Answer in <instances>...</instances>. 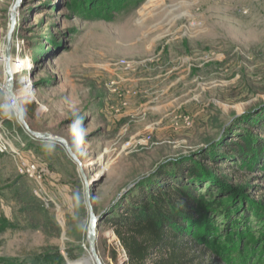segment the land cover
<instances>
[{
    "label": "rangeland",
    "instance_id": "obj_1",
    "mask_svg": "<svg viewBox=\"0 0 264 264\" xmlns=\"http://www.w3.org/2000/svg\"><path fill=\"white\" fill-rule=\"evenodd\" d=\"M15 3L0 0L6 34ZM22 10L16 36L31 63L16 90L26 94L31 129L65 139L83 166L94 210L106 215L102 262H126L113 220L193 166L201 181L220 186L210 192L204 182L200 191L213 206L211 258L264 264V134L256 136L264 125V0H23ZM0 133L21 139L13 143L19 155L0 154V264L89 258L78 164L63 146L29 136L1 90ZM238 140L250 155L233 151ZM26 163L33 174L21 173ZM24 191L43 204L37 220L52 217L59 234L27 228Z\"/></svg>",
    "mask_w": 264,
    "mask_h": 264
},
{
    "label": "trees",
    "instance_id": "obj_2",
    "mask_svg": "<svg viewBox=\"0 0 264 264\" xmlns=\"http://www.w3.org/2000/svg\"><path fill=\"white\" fill-rule=\"evenodd\" d=\"M23 19L24 10L20 23ZM32 107L28 104L29 110ZM257 132L256 136L264 134V125ZM232 145L237 153H240L237 148L242 149L244 155L252 153L251 146L244 140ZM250 167L256 170L258 165ZM199 177L203 176L196 167L191 166L187 170L179 168L173 179L142 192L132 206L113 220L112 226L125 252V264H221L211 258L209 248L211 226L206 220V213L213 206L209 204L207 208L203 195H200L204 182L210 187V192L220 190V186H213L210 180L201 181ZM18 200L19 214L27 220V228L41 230L51 236L59 234L52 217L42 222L37 220L36 207H41L40 200L28 191L21 193ZM38 260L34 258L31 263L43 264Z\"/></svg>",
    "mask_w": 264,
    "mask_h": 264
},
{
    "label": "water",
    "instance_id": "obj_3",
    "mask_svg": "<svg viewBox=\"0 0 264 264\" xmlns=\"http://www.w3.org/2000/svg\"><path fill=\"white\" fill-rule=\"evenodd\" d=\"M22 1L23 0H16V3L14 4L12 11L10 13V24L9 28L6 34V47H5V53H4V60L6 64V68L4 71L5 75V83L0 85L3 87V89L6 91L7 95L14 99L15 101V107L16 112L18 116V122L23 127L25 132L34 138L37 141L42 142H50V143H56L61 146H63L70 156V158L78 164L79 171L84 177L85 182V195H86V205L89 212V223H88V233H87V239L89 243V255L93 259L95 264H104L98 254L97 250V243H98V230H99V223L101 220L106 216L105 212H102L101 214H97L94 210V207L92 205L93 196L89 192V185L88 182L83 174V166H81L80 161L78 160L77 156L73 153L71 148L69 147V144L67 141L61 137L53 136L51 134L47 133H38L31 129L29 124L26 121V114L23 111L21 102L19 99L15 96L14 93V87H15V78L10 70V63H11V55H12V46H13V39L14 34L17 27V21L15 17V10L22 8ZM78 264H85L82 261L78 262Z\"/></svg>",
    "mask_w": 264,
    "mask_h": 264
},
{
    "label": "built area",
    "instance_id": "obj_4",
    "mask_svg": "<svg viewBox=\"0 0 264 264\" xmlns=\"http://www.w3.org/2000/svg\"><path fill=\"white\" fill-rule=\"evenodd\" d=\"M13 8V7H12ZM12 8L10 9V13L12 11ZM10 13H9V24H10ZM15 17H16V21H17V27L19 25V22L21 21V11L19 10L17 13H15ZM9 27V25H8ZM17 27H16V31L14 34V39H13V46H12V55H11V63H10V67L11 65H16L18 66V64H20V68L19 71L17 72V74H13L14 78H15V87H14V93L15 96L19 99V101L22 100V98L26 95L25 93H21V91L17 92L16 90V85H17V75H21L19 78V83L22 85H26V73L29 71V66L31 63V58L30 56L27 55L26 52H24L25 49V44L23 41H20L19 38L16 36L17 34ZM17 37V38H15ZM5 47H6V31L4 28H2L0 26V63H1V69L3 71V75H4V71L6 68V64H5V60H4V53H5ZM28 60V63L24 64V61ZM18 68V67H17ZM11 70V68H10ZM24 74V75H23ZM22 79V80H21ZM25 79V81L23 80ZM1 84L5 83V75H4V80L3 82H0ZM0 90L4 93L7 103L9 104V106L11 107L12 111L14 112V115L17 116V112H16V107H15V101L14 99L10 98L6 91L3 89V87L0 85ZM28 93V92H27ZM17 138H19L20 142L21 139L19 136H17ZM17 138H13L11 134L9 135H3L0 133V154H9V153H13V154H18L19 155V150L13 145V143L15 142V140ZM18 142L17 144H21ZM36 171V166L35 165H30L28 163H26V165L24 166V168L21 170L22 174H28L31 175ZM125 254V252H124Z\"/></svg>",
    "mask_w": 264,
    "mask_h": 264
},
{
    "label": "bare ground",
    "instance_id": "obj_5",
    "mask_svg": "<svg viewBox=\"0 0 264 264\" xmlns=\"http://www.w3.org/2000/svg\"><path fill=\"white\" fill-rule=\"evenodd\" d=\"M17 11H19V9H17V10H15V13H17ZM25 63H28V60H26V61H24V64ZM20 64H18V66H16V65H11V72H12V74H16L18 71H19V68H20ZM18 67V68H17ZM87 253H89V250H88V252ZM90 256V255H89ZM84 257V256H83ZM82 262L83 263H85V264H95L94 263V261H93V259L91 258V256L89 257V258H84L83 260H82ZM76 264H78V263H76Z\"/></svg>",
    "mask_w": 264,
    "mask_h": 264
}]
</instances>
